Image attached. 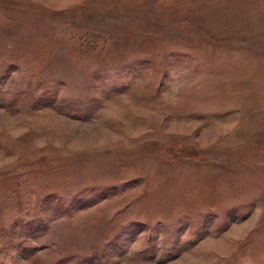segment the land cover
Here are the masks:
<instances>
[{
	"label": "rangeland",
	"instance_id": "1",
	"mask_svg": "<svg viewBox=\"0 0 264 264\" xmlns=\"http://www.w3.org/2000/svg\"><path fill=\"white\" fill-rule=\"evenodd\" d=\"M0 264H264V0H0Z\"/></svg>",
	"mask_w": 264,
	"mask_h": 264
}]
</instances>
